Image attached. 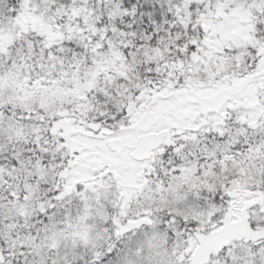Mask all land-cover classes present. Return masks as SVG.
Segmentation results:
<instances>
[{"label": "snow or ice", "instance_id": "6c2138e0", "mask_svg": "<svg viewBox=\"0 0 264 264\" xmlns=\"http://www.w3.org/2000/svg\"><path fill=\"white\" fill-rule=\"evenodd\" d=\"M0 264H264V0H0Z\"/></svg>", "mask_w": 264, "mask_h": 264}]
</instances>
